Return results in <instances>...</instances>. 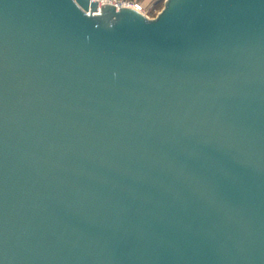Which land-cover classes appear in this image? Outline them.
Instances as JSON below:
<instances>
[{
    "label": "water",
    "instance_id": "water-1",
    "mask_svg": "<svg viewBox=\"0 0 264 264\" xmlns=\"http://www.w3.org/2000/svg\"><path fill=\"white\" fill-rule=\"evenodd\" d=\"M0 264H264V0H0Z\"/></svg>",
    "mask_w": 264,
    "mask_h": 264
},
{
    "label": "built area",
    "instance_id": "built-area-1",
    "mask_svg": "<svg viewBox=\"0 0 264 264\" xmlns=\"http://www.w3.org/2000/svg\"><path fill=\"white\" fill-rule=\"evenodd\" d=\"M92 1L97 2L100 8L102 5H113L117 9L131 8L145 14L150 18H153L152 8L145 7L140 0H92Z\"/></svg>",
    "mask_w": 264,
    "mask_h": 264
},
{
    "label": "rangeland",
    "instance_id": "rangeland-1",
    "mask_svg": "<svg viewBox=\"0 0 264 264\" xmlns=\"http://www.w3.org/2000/svg\"><path fill=\"white\" fill-rule=\"evenodd\" d=\"M165 1H159L152 7V17H155L164 7Z\"/></svg>",
    "mask_w": 264,
    "mask_h": 264
},
{
    "label": "crops",
    "instance_id": "crops-1",
    "mask_svg": "<svg viewBox=\"0 0 264 264\" xmlns=\"http://www.w3.org/2000/svg\"><path fill=\"white\" fill-rule=\"evenodd\" d=\"M142 4L147 8H152L156 3H158L160 0H140ZM165 1V0H161Z\"/></svg>",
    "mask_w": 264,
    "mask_h": 264
}]
</instances>
